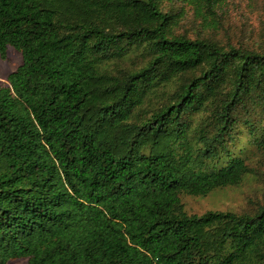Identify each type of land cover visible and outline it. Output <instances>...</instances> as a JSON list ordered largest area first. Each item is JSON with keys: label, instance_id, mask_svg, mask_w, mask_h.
<instances>
[{"label": "trees", "instance_id": "trees-1", "mask_svg": "<svg viewBox=\"0 0 264 264\" xmlns=\"http://www.w3.org/2000/svg\"><path fill=\"white\" fill-rule=\"evenodd\" d=\"M234 0H0V264H264V203L188 212L264 156V49L178 30Z\"/></svg>", "mask_w": 264, "mask_h": 264}, {"label": "rangeland", "instance_id": "rangeland-1", "mask_svg": "<svg viewBox=\"0 0 264 264\" xmlns=\"http://www.w3.org/2000/svg\"><path fill=\"white\" fill-rule=\"evenodd\" d=\"M217 22L201 25L193 10L188 8L179 20L178 30L190 36L201 32L223 44L264 49V0H234L219 14ZM21 60L18 50L10 45L6 47L4 57L0 56V85L7 83V75ZM250 165L252 172L239 185L216 189L205 196L183 195L185 209L198 214L214 209L243 212L264 203V156L255 151ZM7 264H27V261L17 258Z\"/></svg>", "mask_w": 264, "mask_h": 264}]
</instances>
